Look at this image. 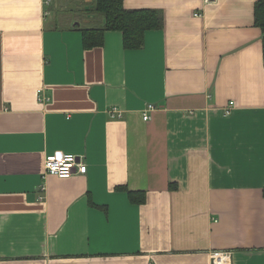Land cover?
Masks as SVG:
<instances>
[{"label":"crops","instance_id":"crops-1","mask_svg":"<svg viewBox=\"0 0 264 264\" xmlns=\"http://www.w3.org/2000/svg\"><path fill=\"white\" fill-rule=\"evenodd\" d=\"M256 1L123 0L163 16L126 50L92 0H0V264H264Z\"/></svg>","mask_w":264,"mask_h":264},{"label":"trees","instance_id":"trees-1","mask_svg":"<svg viewBox=\"0 0 264 264\" xmlns=\"http://www.w3.org/2000/svg\"><path fill=\"white\" fill-rule=\"evenodd\" d=\"M85 6H83V9ZM85 14H95L101 19L97 29L83 28L82 41L85 49L100 45L105 32L117 31L122 34V44L126 50H140L144 44L147 31L160 30L163 27V16L156 10H127L123 0H92L82 10ZM254 26L261 31L262 62L264 66V0H257L253 8ZM77 22H80L77 20ZM132 203H143V194L127 192ZM137 200V201H136Z\"/></svg>","mask_w":264,"mask_h":264},{"label":"built area","instance_id":"built-area-1","mask_svg":"<svg viewBox=\"0 0 264 264\" xmlns=\"http://www.w3.org/2000/svg\"><path fill=\"white\" fill-rule=\"evenodd\" d=\"M48 3V2H46ZM45 101L47 99L45 98ZM154 109L153 105L149 104L142 114V120L147 122L150 117L148 112ZM226 111V115L229 114ZM44 174L54 176L59 179H68L74 176H82L86 174L87 168L82 160V157L62 152H55L52 155L46 156L44 159ZM230 254L228 252H220L212 255V264H229Z\"/></svg>","mask_w":264,"mask_h":264}]
</instances>
